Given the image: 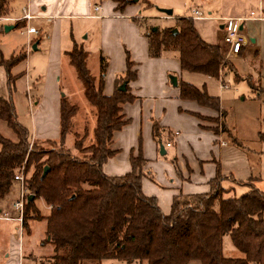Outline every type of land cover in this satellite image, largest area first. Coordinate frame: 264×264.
Segmentation results:
<instances>
[{"label":"trees","instance_id":"trees-1","mask_svg":"<svg viewBox=\"0 0 264 264\" xmlns=\"http://www.w3.org/2000/svg\"><path fill=\"white\" fill-rule=\"evenodd\" d=\"M113 1L114 9L122 12L127 4L137 0ZM7 11L8 0H0V15ZM134 18L145 27L152 57L174 50L182 68L217 77L226 65L232 66L223 48L202 38L192 17H175L174 25L149 23L151 17ZM24 21L17 20L15 25ZM65 54L95 110L88 144L83 143L88 129L83 134L72 130V116L78 107L67 95L60 97V133L53 139L32 138L28 128L19 122L12 99L0 95V118L17 135V140H12L0 133V199L9 192L16 171L23 166L25 185L32 198L25 204L22 224L27 225L30 219H45L42 243L54 246V254L38 259L37 264H99L102 259L123 264H264V189L256 186L254 178L243 181L223 175L216 161V175L209 181V191L174 195L170 213L164 214L156 198L142 191V178H154L144 170L147 159L140 141L137 150L130 151L129 172L117 176L103 172L104 161L116 152L111 146L113 133L128 121L122 104L134 99L128 85L136 77L134 62L126 51L125 74L116 77L114 91L106 94L103 86L107 57L99 54L100 69L93 73L87 66L88 51L83 44L74 41ZM24 56L21 51L7 62L1 58L0 65L9 70ZM123 81L125 89H120ZM178 85L181 97L221 109L219 97L209 94L205 87L182 79ZM69 132L73 133L71 146L65 143ZM152 135L158 147L165 148L167 142H172L173 132L153 119ZM45 167L48 170L43 175ZM225 180L233 185L225 187ZM236 185L245 186L246 191L235 195ZM37 198L50 207L48 215L36 208ZM224 235H229L243 257L224 255Z\"/></svg>","mask_w":264,"mask_h":264},{"label":"crops","instance_id":"crops-1","mask_svg":"<svg viewBox=\"0 0 264 264\" xmlns=\"http://www.w3.org/2000/svg\"><path fill=\"white\" fill-rule=\"evenodd\" d=\"M147 1H150L151 4H147ZM162 1L137 0L136 2L127 4L122 12L114 9L115 3L113 0H93L92 4L89 0H82V2L81 0H27V8L34 15L54 19L53 22L59 20L61 16L86 15L101 18V27L103 29L107 28L108 25L119 26V31L115 30L116 37L113 40V42L116 41V43H113V46H117L116 52L112 54L105 48L100 50V54L108 58L103 92L111 94L115 89L116 77L125 74L126 51H128L130 59L134 62L133 68L136 70V77L128 81L129 90L134 95V99L122 104V111L125 117L128 118V121L120 129L114 131L111 146L116 149V152L104 161L102 170L110 176L123 175L129 172L131 170L130 151L131 149H135L136 151L140 141L143 155L147 159L144 170L149 172L150 167L154 168L155 179L158 182L143 177L141 182L142 191L145 195L154 196L162 212L169 214L174 195L209 191V181L216 175V161L220 163L223 175H237L232 169L225 171L226 169L223 165L225 155L235 150L234 147L227 145L225 139L221 138L220 131L210 125H206L201 118V115L211 114L217 110L201 105L194 99L180 96L178 80L190 81L185 73L187 69L181 67L177 52L174 50H164L160 56H150L147 36L144 34V31L139 29L135 21H132L133 17H139L140 15L147 17L160 16V14L158 15V9L151 10L156 2L162 3L165 7L172 8L171 15L166 14L167 19L181 16L192 17V8L199 7L203 12L204 8L199 2L192 1L187 8V4L183 0L176 8L175 4L171 1ZM259 4L260 6L257 9L251 10L261 13L263 17L243 20L241 23L242 32L246 21L264 20V0H259ZM38 5L41 6V10L38 9ZM91 5L94 10H100V12H91ZM96 5L99 8L95 9ZM81 8L83 9L82 13ZM175 9L177 12H175ZM207 9L209 14H206L205 17H192L194 26L205 41L218 44L223 48L222 37L225 31L223 24H220L221 29H218L215 37L212 38L200 31L195 25L194 20L209 18L222 22L224 17L245 16L242 15L245 14L243 12L244 7L239 9L237 7L232 12H228L229 10L220 12L217 5L209 3L207 4ZM86 35V39H89L91 33L88 31ZM256 41L257 37L255 35H249L247 42L243 44L240 51L234 53L237 55H232L240 57L255 54L256 71L259 76H264V59L259 56L260 54L255 44ZM34 42L37 45L39 39ZM34 42H31L32 45ZM80 43L85 47L83 42ZM66 50L59 49L60 57H67L65 54ZM117 61V68H114L113 65ZM233 69L234 67L231 66V70ZM168 71L176 74L177 84L172 85L169 82L167 77ZM228 71L230 70L224 71V78ZM204 75L207 78L214 77L217 79L220 89L228 85L227 81L220 77L208 74ZM200 78L202 79V77ZM190 83L200 88L205 87L209 94L220 98L221 90L218 93L212 90L209 92L206 82L200 86L193 82ZM59 90L60 86L55 85L52 87V90L47 91L45 82L43 83L39 94L40 97L35 99L37 104L35 115H40L41 112L46 111V108L43 110V105L47 99H49L50 110L43 112L39 116V125L36 127L35 137L37 135L47 138L50 136L54 138L59 137V109L60 97L62 95ZM46 93L48 94L46 95ZM0 95L5 96L2 90H0ZM153 119H157L160 125L171 130L174 135L176 134L175 141L171 142L172 145L169 148L165 147V153L169 154L167 157L160 155L157 142L153 138ZM168 149L170 153H168ZM155 166H158V168L155 169ZM162 170L164 171L162 172ZM16 183L18 182H13L9 192L4 197L14 191ZM223 185L229 187L233 183L230 180H225L223 181ZM3 198L0 199V264H37L38 259L53 255L54 246L50 243H42L45 238L46 220L30 219L27 225L23 226L16 220L1 218L7 211V205L12 201L10 200L5 204ZM46 206L48 207L46 213H43L39 209L42 215H47L50 210V207ZM11 211L10 215L16 216V212L14 210ZM90 262L85 261V264H89Z\"/></svg>","mask_w":264,"mask_h":264},{"label":"rangeland","instance_id":"rangeland-1","mask_svg":"<svg viewBox=\"0 0 264 264\" xmlns=\"http://www.w3.org/2000/svg\"><path fill=\"white\" fill-rule=\"evenodd\" d=\"M89 1H91V4L93 3V0ZM151 1L153 2L154 0ZM159 1L163 2L162 0ZM169 1L175 4V7L183 2V0ZM192 1L199 2L204 8V13L207 15L209 14L207 12V4L209 3L217 5L220 12H224L223 10L232 12L237 7L238 9L244 7L243 12L245 14L242 15H246L249 10L257 9L260 6L259 0H184L187 8ZM114 3L116 2L114 1ZM27 4V0H8V11L3 15L12 18L7 20L0 19V59L3 58L7 62L11 55L16 56L21 51L25 53V56L14 62L9 70L4 64L0 65V90L4 92L5 98L9 97L12 99L19 122L28 128L33 138L35 137L36 127L39 125V116L43 112L50 110L49 99L46 101L43 99L45 101L43 110L46 108V111L41 112L40 115H35L37 111L35 99L40 97L39 94L44 82L47 91L52 90V87L55 85H59L60 94L67 95L70 101L74 102L78 107L72 116V130L83 134L88 129L83 141L84 144H88L92 137V125L95 123V110L84 96L81 83L76 77V74H73L75 73L74 67L67 61V57H60L59 49H70L74 41L79 43L83 42L88 51L87 66L91 72L97 73L100 69V50L105 48L112 54L116 52L115 49L117 46H113V43H116V41L113 42V40L116 37L115 30L117 29L119 31V26L114 25V29L113 25H108L107 28L103 29L101 27V18L86 15L61 16L59 20L53 22L54 19L52 18L46 16L40 17L36 14L16 26L15 23L17 20L15 17L23 14L22 7H28ZM90 7L91 12H100V10H94L92 5ZM158 7L165 6L162 3L156 2L151 10H156ZM40 8L41 6L38 5V9ZM82 10L81 8V13L83 12ZM175 12H177L176 9ZM159 14L160 16L149 18V23L156 25H162L164 23L174 25V18L167 19V15L161 11L158 12ZM142 17L147 16L140 15L139 19ZM22 19L24 18L18 20ZM132 21H135L139 29L144 31L145 27L141 26L134 17ZM194 22L200 31L208 37L211 36L214 38L218 29H221L220 24L226 23L228 20L223 19L222 22H218L216 19L200 18L195 19ZM5 24L14 26L9 30H5ZM28 25H34L37 31L28 34L26 32ZM88 31L91 33V36L89 39H86ZM243 32H245L244 34L247 37L251 34L257 37L255 44L258 48L259 56L264 59V20L246 21ZM38 39L39 43L36 45V48H33L31 42ZM223 49L227 57V46L224 42ZM232 54L234 53H230L227 58L230 59L234 69L231 70V66L226 65L218 76L227 81L228 85L226 87L220 89L219 81L214 77L207 78L204 73L190 70H185V73L190 82L199 84V86L206 82L209 92L212 90L218 93L221 90V94L219 95L221 109L211 114L201 115V118L206 125H210L220 131L221 138L225 139L227 145H232L235 149L227 153L224 157L223 165L226 169L225 171L227 169H232L233 172L235 171L237 176H232L237 180L245 181L248 178H254L256 186L264 189L262 188L264 187V76H259L256 71L255 54L240 57L233 56ZM117 63L118 61L113 65L114 68H117ZM226 70L230 71L227 72L224 78L223 73ZM172 74L176 76L172 71H168L167 77L170 83H172L170 79ZM10 75L12 76L11 78H9ZM172 85L175 84L172 83ZM73 92L75 93L74 95ZM0 133L7 138L17 140L15 131L1 118ZM175 136L176 134L174 135L173 133L172 142L175 141ZM37 137L40 139L47 138L40 137V135H37ZM49 138L53 139L54 137L50 136ZM65 143L67 146L72 145V132L67 134ZM45 145H49V143L46 142ZM171 145L172 143L170 142L169 145L166 144V147L169 148ZM168 153H170L169 149ZM160 155L164 157L169 156L166 153ZM24 163L25 160L23 161ZM156 168L158 166H155ZM149 172L152 174L154 181L157 182L154 168L150 167ZM14 187L16 190L14 188L12 193H9L3 198L5 204L12 200L7 205L6 212L9 213L12 212L11 203L20 195L19 184L16 183ZM245 191V186H235V195H240ZM35 206L36 208L39 207L38 210L40 209L43 213L47 212L48 207L42 198H37ZM41 211L40 213L42 214ZM223 253L227 257H243L242 253L232 245L229 235L223 236ZM89 264H95V262L91 261ZM99 264L123 263L115 259H102ZM132 264H146V262H135ZM191 264L201 263L199 261H192Z\"/></svg>","mask_w":264,"mask_h":264},{"label":"built area","instance_id":"built-area-1","mask_svg":"<svg viewBox=\"0 0 264 264\" xmlns=\"http://www.w3.org/2000/svg\"><path fill=\"white\" fill-rule=\"evenodd\" d=\"M99 8L98 5L95 6V9ZM23 14L21 16L15 17L16 20L20 18L29 19L34 14L30 13L27 6L22 7ZM191 16L193 18L196 17H205L206 14L199 8L194 7L192 8V14ZM263 17L261 13H256L255 10H250L248 15L245 16H235V17H224V19L228 20V22L223 23V28L225 29L222 40L227 46V57L230 53H237L244 43L247 42V36L242 32L241 28L239 27L243 20L247 18H261ZM12 17H9L7 15H0V19L7 20ZM37 28L34 25H28L26 27V32H36ZM225 54V51H224ZM226 56V55H225ZM177 133V132H175ZM224 143V141H222ZM169 145L170 142H167ZM14 181L19 183L20 187V195L17 199H15L11 203V209L16 212V216H11L9 212H5L1 218L7 219V220H16L21 225L23 222V212L24 207L27 202L29 191L25 185V174H24V167H20L19 170L14 175Z\"/></svg>","mask_w":264,"mask_h":264},{"label":"water","instance_id":"water-1","mask_svg":"<svg viewBox=\"0 0 264 264\" xmlns=\"http://www.w3.org/2000/svg\"><path fill=\"white\" fill-rule=\"evenodd\" d=\"M157 9H158L159 11H161V12L167 14V15H171V13H172V8H170V7H158ZM13 26H14V25L5 24V25H4V29H5V30H8L9 28H11V27H13ZM239 27L242 28V24H240ZM153 28L155 29V27H153ZM172 31L175 33V32L177 31L176 27H174V28L172 29ZM32 46H33V48H36V43L34 42ZM170 79H171V82H172L173 84H177V77H176L175 75L172 74V75L170 76ZM125 84H126V81H123V82L119 85V88H120V89H125ZM159 153H160V154L165 153V148H164L163 145H160ZM47 170H48V168L45 167L44 170H43V175L47 172ZM31 198H32V196H28L27 201H29Z\"/></svg>","mask_w":264,"mask_h":264}]
</instances>
